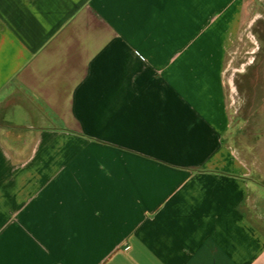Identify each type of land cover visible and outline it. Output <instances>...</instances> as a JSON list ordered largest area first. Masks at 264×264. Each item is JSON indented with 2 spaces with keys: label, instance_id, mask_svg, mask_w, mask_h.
Returning a JSON list of instances; mask_svg holds the SVG:
<instances>
[{
  "label": "crops",
  "instance_id": "crops-1",
  "mask_svg": "<svg viewBox=\"0 0 264 264\" xmlns=\"http://www.w3.org/2000/svg\"><path fill=\"white\" fill-rule=\"evenodd\" d=\"M261 20L264 0H0V112L45 115L27 154L0 141V264H264L226 88Z\"/></svg>",
  "mask_w": 264,
  "mask_h": 264
},
{
  "label": "rangeland",
  "instance_id": "rangeland-1",
  "mask_svg": "<svg viewBox=\"0 0 264 264\" xmlns=\"http://www.w3.org/2000/svg\"><path fill=\"white\" fill-rule=\"evenodd\" d=\"M256 26L244 30L229 56L226 88L233 121L232 142L247 164L251 179L264 186V20ZM29 100L13 99L0 112V141L19 155L27 154L33 144L29 128L45 124L30 119L45 115L37 104L27 105Z\"/></svg>",
  "mask_w": 264,
  "mask_h": 264
}]
</instances>
